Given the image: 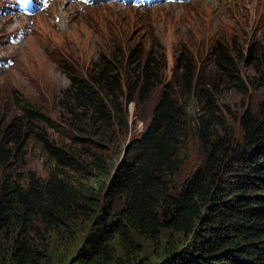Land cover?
Listing matches in <instances>:
<instances>
[{"label":"trees","instance_id":"trees-1","mask_svg":"<svg viewBox=\"0 0 264 264\" xmlns=\"http://www.w3.org/2000/svg\"><path fill=\"white\" fill-rule=\"evenodd\" d=\"M231 32L211 39L212 90L199 60L179 55L172 90L180 87L181 98L164 85L162 49L128 45L124 62L113 48L86 78L66 73L71 84L59 101L72 129L89 135L74 145L38 133L42 116L24 103L0 133V264H264V103L241 117L240 143L214 93L236 72L230 44L245 34ZM158 90L147 128L130 136V105ZM191 102L201 112L195 124ZM190 133L204 160L177 191ZM34 134L55 163L47 179L24 173Z\"/></svg>","mask_w":264,"mask_h":264},{"label":"rangeland","instance_id":"rangeland-1","mask_svg":"<svg viewBox=\"0 0 264 264\" xmlns=\"http://www.w3.org/2000/svg\"><path fill=\"white\" fill-rule=\"evenodd\" d=\"M108 1L92 5L90 0L76 3L49 0L40 13L23 17L14 11L13 2L0 0V133L23 115L22 106L29 102V107L42 116L34 124L38 133L66 145H74L75 139L88 138L89 135L72 129L74 119L59 101L71 84L70 74L66 73L86 78L98 59L110 55L113 48L120 52L124 62L130 60L128 45L131 50L142 45L152 54L162 49L167 61L164 85L171 90L176 59L180 54L194 57L210 85L208 89L212 90L211 83L218 70L211 55V39L217 36L229 39L231 31L238 28L245 35L230 44L235 51L232 60L236 72L233 78L222 76L214 93L219 103L218 116L241 143V117L248 109L257 112L264 103V24H254L264 17V0H189L182 4L153 1L148 7L139 0ZM67 13L68 25H73L70 33L59 26L60 17ZM8 18L12 19L10 23L6 21ZM137 59L134 56L132 61ZM177 78L180 79L178 74ZM172 91L181 98L180 87ZM159 93L160 90L156 91L145 104L130 105V136L145 131ZM200 115L198 105L191 102L189 122L195 124ZM87 126L86 122L83 128ZM186 153L185 165L173 182L177 191L204 160L193 133L189 135ZM22 156L27 159L24 173L32 171L43 179L48 178L55 165L41 149L35 134L26 141Z\"/></svg>","mask_w":264,"mask_h":264},{"label":"bare ground","instance_id":"bare-ground-1","mask_svg":"<svg viewBox=\"0 0 264 264\" xmlns=\"http://www.w3.org/2000/svg\"><path fill=\"white\" fill-rule=\"evenodd\" d=\"M59 1H62V0H59ZM57 4H59V5H61V3H57ZM115 4H119L118 2H115ZM49 7H50V5H49ZM68 17H69V13H67V15L64 17V16H61L60 18L62 19V24L61 25H59V26H61V27H64V28H66L67 30V33H70L72 30H73V25H68V24H70V22L69 21H67L68 20ZM70 20V19H69ZM7 22H11L12 21V19L11 18H8L7 20H6ZM77 21V20H76ZM77 23V22H76ZM68 25V26H67ZM64 30V29H63ZM62 30V31H63Z\"/></svg>","mask_w":264,"mask_h":264},{"label":"snow or ice","instance_id":"snow-or-ice-1","mask_svg":"<svg viewBox=\"0 0 264 264\" xmlns=\"http://www.w3.org/2000/svg\"><path fill=\"white\" fill-rule=\"evenodd\" d=\"M28 2V0H20L21 4H26Z\"/></svg>","mask_w":264,"mask_h":264}]
</instances>
